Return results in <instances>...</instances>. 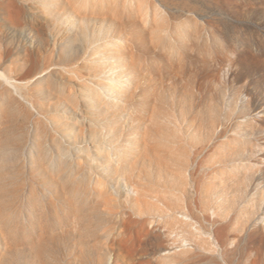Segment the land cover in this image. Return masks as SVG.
<instances>
[{
	"label": "rangeland",
	"instance_id": "374dc122",
	"mask_svg": "<svg viewBox=\"0 0 264 264\" xmlns=\"http://www.w3.org/2000/svg\"><path fill=\"white\" fill-rule=\"evenodd\" d=\"M6 79L0 264H264V0H0Z\"/></svg>",
	"mask_w": 264,
	"mask_h": 264
},
{
	"label": "bare ground",
	"instance_id": "6f19581e",
	"mask_svg": "<svg viewBox=\"0 0 264 264\" xmlns=\"http://www.w3.org/2000/svg\"><path fill=\"white\" fill-rule=\"evenodd\" d=\"M44 74H45V71L44 70H41V71H39L38 73H37V75H36V77H35V79H41V78H43L44 77ZM5 78H7V77H5ZM10 78V77H9ZM37 79V80H38ZM21 82L19 83V82H14V81H11V80H8V79H6V81L4 80V82H0V106L1 107H4V109H5V111L7 112V115L8 114H10V113H8L9 111L10 112H12V111H14V109L13 108H15V106H14V104H16V103H13V102H16L15 101V99L13 98L14 96L13 95H11V89H14V91H16L17 93H19V94H22L21 93V91H22V86H21ZM13 96V97H12ZM18 107V106H17ZM2 110H3V108H1ZM0 109V110H1ZM16 109V108H15ZM9 110V111H8ZM15 112V111H14ZM13 113V112H12ZM7 117V116H6ZM12 119V118H11ZM7 120V119H6ZM5 122V121H4ZM11 122V121H10ZM6 124H8V122L6 121L5 122ZM5 123H4V125H5ZM8 125H10V123L8 124ZM2 127H4V126H2ZM10 127H11V125H10ZM5 129V128H4ZM7 130H8V128H6ZM1 130V129H0ZM3 131H6V130H3ZM1 133H2V130H1ZM8 133V132H7ZM7 133H4V134H2L1 135V140L3 141V145H2V142L0 141V144L2 145V146H5L4 145V142L6 141V143L5 144H7V142L9 143V141L11 140V134H9V133H11V132H9L8 134ZM2 148V147H1ZM4 148V147H3ZM0 151H2V150H0ZM64 152V151H63ZM0 154H1V152H0ZM65 154V153H64ZM63 155V154H62ZM62 155H61V157H62ZM66 156V155H65ZM64 157V156H63ZM60 159V158H59ZM61 160V159H60ZM60 160L58 161V163L60 162ZM63 162H65V161H63ZM62 162V163H63ZM67 162V161H66ZM69 162L70 161H68V164H69ZM62 163H59V164H62ZM64 164V163H63ZM60 166H62V165H60ZM68 169V168H67ZM1 171V170H0ZM77 173V172H76ZM80 174H81V172H80ZM1 175V174H0ZM74 175V174H73ZM82 176V175H81ZM3 177V176H2ZM68 179V178H67ZM70 181V180H69ZM65 182V181H64ZM86 182V181H85ZM72 183V182H71ZM83 183H84V181H83ZM66 185H68V184H66ZM86 185V184H85ZM100 185V184H99ZM73 187V186H72ZM103 188V187H102ZM101 189V188H100ZM80 191V190H79ZM106 200V199H105ZM108 200V199H107ZM106 202V201H105ZM110 204V203H109ZM75 208V207H74ZM76 215V214H75ZM75 217V216H74Z\"/></svg>",
	"mask_w": 264,
	"mask_h": 264
}]
</instances>
